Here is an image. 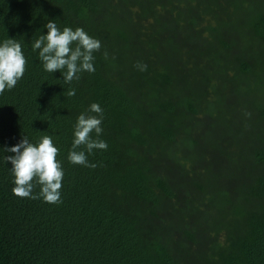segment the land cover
<instances>
[{
    "label": "trees",
    "instance_id": "trees-1",
    "mask_svg": "<svg viewBox=\"0 0 264 264\" xmlns=\"http://www.w3.org/2000/svg\"><path fill=\"white\" fill-rule=\"evenodd\" d=\"M206 1L215 2L205 8L202 0H164L160 4L144 0H0V44L15 39L27 61L23 78L0 94V264H199L191 255L200 245L202 252L209 253L203 264H264V50L258 57L233 59L229 54L242 26L248 33L243 37L264 48V8L244 6L245 0ZM238 9L247 18L228 20ZM162 12L164 16L159 15ZM162 17L164 24L172 19L190 25L198 37L197 48L190 51L184 39L161 37L158 22ZM50 20L61 31L83 28L101 42V49L93 54L94 72H81L79 80L66 84L60 71L44 70L39 50L34 51L31 43L47 34L44 25ZM180 51L190 62L196 61L194 54L204 51L216 59L228 57L224 70L230 73V81L239 79L254 86L255 98L251 92L243 99L246 114H256L254 132L239 120L223 121L218 111L208 114L204 110L209 108L204 96L213 98L216 88L204 96L184 97L182 109L169 90L161 87L174 80ZM133 55L138 57L135 62L131 61ZM161 55L168 57L166 64L160 61ZM254 59L262 63L256 64ZM138 63L146 64L147 70H138ZM257 67L256 78L261 79L253 83L250 76ZM149 74L158 89L156 84H148ZM70 88L75 89V96L67 95ZM93 103L103 109V132L99 137L93 132L92 138L108 145L107 150L86 153L95 168L74 165L67 159L78 116ZM186 112L193 117L204 114L202 128L187 131L193 147L202 141L207 146L210 129L217 125L221 137L232 136L218 149L232 168L227 175L236 179V184L232 182L235 195L224 190L227 209L216 212L227 221L213 234L207 233L206 244L203 233L198 235L194 226L199 213H193L194 203L192 207L183 205V188L198 185L203 189L196 181L200 180L199 169L192 168L196 175L191 177L188 166L180 173L159 168V156L166 161L169 157L186 161V153L173 147L187 144L188 136L181 135L178 126V118ZM45 135L59 149L57 160L64 172L63 203L59 205L15 196L12 165L5 159L14 155L5 149L18 144L23 136L37 144ZM236 136L248 138L239 149ZM213 145L210 142L203 157L214 153ZM250 169V175H241L242 170ZM39 191L36 185L33 194ZM196 197L187 198L195 202ZM200 210L203 213L205 205ZM160 213L168 219L162 221ZM174 227L177 229L170 230Z\"/></svg>",
    "mask_w": 264,
    "mask_h": 264
},
{
    "label": "rangeland",
    "instance_id": "rangeland-1",
    "mask_svg": "<svg viewBox=\"0 0 264 264\" xmlns=\"http://www.w3.org/2000/svg\"><path fill=\"white\" fill-rule=\"evenodd\" d=\"M166 1V0H165ZM212 1V0H208ZM220 1V0H219ZM225 2L228 0H224ZM164 0H144V3L146 4H160L163 3ZM215 2V1H212ZM212 2H207L206 0H202V6L205 8H208L209 6L211 7ZM170 3V2H169ZM244 6L248 5L250 8H264V0H245L244 1ZM162 14H159L161 16H164ZM236 14H233L231 18L228 20L234 22L238 21L239 19H246L247 18V13H241L240 9L235 11ZM158 15V14H157ZM166 16V15H165ZM159 17V16H157ZM240 21V20H239ZM165 18H161V23L158 22V33L161 37L167 38L166 40H183L185 41V45L187 50H194L197 48L196 45V39L198 38L193 31L191 30V26L187 25L185 22H180L177 23L173 21L172 19L165 23ZM242 25H245L243 23ZM103 28V27H102ZM107 31H104L106 33ZM237 37H240L237 41L236 44L234 45L232 51H230V55L233 59L236 57H241L242 55H247L248 57H258L262 54V51L264 48H260V45H257L256 42L249 41L244 35H247V28L241 27L237 33ZM241 34V36H239ZM184 52H181L177 54L176 52V61L175 64H178V69L175 71V76L174 80L170 84H166L165 86L162 84V88H167L171 95H173L176 99L177 102H179V105L182 106V109L184 107V97L188 96H204L206 94V91L209 92L216 90V92L212 95L213 98H210L209 96H204L205 98V104H208L209 108H205L204 110L210 114L211 112H217L218 111V117L219 119L225 121L228 119H234V120H239L243 125H245L246 129L248 131L254 132V118L256 114L253 111H248L249 114H246V107L247 105H244L243 99L245 97H248V95L252 92V97L255 98L256 92L253 91L254 86L251 87L249 86L245 81H241L239 79L233 80L234 82L232 83L230 77V73L224 70L226 68L227 63L229 62L228 57H221L219 59H216L215 57H212L210 53H207L206 51L202 52L201 54H194V58L196 61H185V58L183 56ZM245 53V54H244ZM145 54L139 55L140 59L144 58ZM138 58L137 56L133 55L131 61H136L135 59ZM168 57L165 55H161L160 61L163 64H166ZM145 61V59H143ZM262 60L254 59L253 62L258 64L262 63ZM147 62V65L153 66L152 62ZM198 62V63H197ZM233 66V65H232ZM148 68V67H147ZM260 72V67H257L256 70H253V74H251L250 78L252 82L254 83L255 81H258L261 79V77L256 78V76ZM261 75H263L261 73ZM149 77V85L152 87H155L154 84H156L157 89L160 87L158 83L153 82L154 78L153 75H148ZM213 79V80H212ZM208 80L213 81L208 82ZM216 80H220L221 82L226 81L225 85H219ZM205 81V82H203ZM209 85L208 89H205V86ZM258 85V82H257ZM194 92V93H192ZM216 96V97H215ZM215 97V98H214ZM250 97V96H249ZM240 105V106H239ZM245 106V107H244ZM244 108V109H243ZM185 110V109H184ZM204 114L199 112L198 115H195L194 117L186 112L185 115L180 116L178 118V126L180 127L181 130V135L188 136L187 144L186 143H181L178 144L175 147L176 149H180L182 153H186V161H182L179 158H167L168 161L165 159H162L159 156V168L162 169V171L167 167L166 173H169L170 169L172 173H180L184 168L187 166L190 167L189 173L192 175L191 177H194L196 175V171H192L194 169H199L198 174L200 177V180L198 181V184L203 187L202 190H200L198 185H192L190 188H183V196L184 202L183 205L186 207H192L194 203V209L195 211L193 213H198L197 217H194V226L198 229H196V232L198 235H201L203 233L204 237L208 236L209 233H214V230L218 229V226L221 228L225 221H227L226 217L224 218L222 214H217L216 210L223 211V209H227L226 206L224 205V195L225 191L226 194L229 192V194L234 197L235 191L232 188H236L235 186L232 187V182L235 183L236 179H229L228 177V172L231 171V166L227 165L225 163V160L221 156L219 152V145L224 144L227 140L232 138L231 134H228L226 138H223L220 136V125H217L216 127H212L210 129V141L208 142V145L210 142H212L213 148L215 149L214 153H209V158L203 157L204 151L207 149L204 143L205 142H199L198 146L193 147L190 144V139H189V133L190 131H193L196 128H202L201 126L204 123ZM189 120V121H188ZM183 125V126H182ZM188 131V132H187ZM195 132H192V136L195 137L194 135ZM196 138V137H195ZM197 141H199L196 138ZM248 138L244 136L235 137V143L238 145L236 148L239 149V146L241 143L244 141H247ZM198 150L197 152L195 150ZM200 153L202 154V157H200ZM190 161V162H189ZM189 162V163H187ZM195 165V166H192ZM158 168V169H159ZM251 169L249 171L242 170L241 175L247 176L250 175ZM201 175V176H200ZM172 177V175H170ZM174 182L175 178L172 177ZM207 178V179H206ZM204 179V180H202ZM186 184H188L189 178L187 177L186 179ZM236 184V183H235ZM206 186V187H205ZM231 187V188H230ZM197 195L195 198V202L191 201V196L192 195ZM190 197V198H187ZM202 205H205L206 210L202 213L200 211V207ZM164 207H162L163 210ZM165 211V209H164ZM185 211V210H184ZM160 218L162 217V221H166L168 217L166 216L165 213H160L158 214ZM195 216V215H194ZM177 223L175 224V226ZM177 229L176 227L170 229V230H175ZM176 235L179 236V241L182 239L181 238V233L180 230L176 231ZM221 238H224V235H222ZM202 240V239H201ZM208 238H205L202 240L206 244V241ZM215 244V241H214ZM198 251H196L195 254H192L191 256L193 258H196L197 262L199 264H203L205 260H207V256L209 255L208 252H202V247L199 246ZM214 246V250H215ZM205 255L206 257H203ZM191 258V257H187ZM203 259V260H200Z\"/></svg>",
    "mask_w": 264,
    "mask_h": 264
},
{
    "label": "clouds",
    "instance_id": "clouds-1",
    "mask_svg": "<svg viewBox=\"0 0 264 264\" xmlns=\"http://www.w3.org/2000/svg\"><path fill=\"white\" fill-rule=\"evenodd\" d=\"M47 34L41 35L32 41V49L39 50V57L46 72L54 73L60 71L63 81L71 84L73 80H79L81 72L92 73L95 71L93 60L94 53L101 49V42L90 37L83 28L73 30L65 27L62 31L53 20L45 25ZM74 46V47H73ZM107 58V53H105ZM26 58L22 52V46L15 39H7L0 44V94L5 89H13L21 80L26 71ZM138 70L146 71L147 65L138 63ZM76 91L70 88L68 96H75ZM96 113L97 115H89ZM103 109L98 103H93L85 113L78 116L74 125V139L72 150L68 154V161L74 165L85 167H97L90 164L87 155L94 149L107 150L108 145L100 139H93L95 132L99 137L103 129ZM84 148L85 150L77 151ZM8 153L5 157L10 162L11 172L14 176L12 192L20 198L43 199L45 203L59 205L61 199L62 181L64 172L61 163L57 160L59 149L54 146L51 136L41 137L37 144H32L26 136L13 147L5 149ZM35 181V183H34ZM40 186L37 195L33 194L34 187Z\"/></svg>",
    "mask_w": 264,
    "mask_h": 264
}]
</instances>
